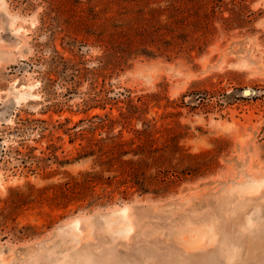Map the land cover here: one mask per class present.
I'll return each instance as SVG.
<instances>
[{"label":"rangeland","instance_id":"374dc122","mask_svg":"<svg viewBox=\"0 0 264 264\" xmlns=\"http://www.w3.org/2000/svg\"><path fill=\"white\" fill-rule=\"evenodd\" d=\"M0 264H264V0H0Z\"/></svg>","mask_w":264,"mask_h":264},{"label":"water","instance_id":"95a60500","mask_svg":"<svg viewBox=\"0 0 264 264\" xmlns=\"http://www.w3.org/2000/svg\"><path fill=\"white\" fill-rule=\"evenodd\" d=\"M188 97H195V103L198 101V97H197V96H193V95H192V96H188ZM188 97H187V98H188ZM223 97H224V96H223ZM187 98H186V99H187Z\"/></svg>","mask_w":264,"mask_h":264},{"label":"bare ground","instance_id":"6f19581e","mask_svg":"<svg viewBox=\"0 0 264 264\" xmlns=\"http://www.w3.org/2000/svg\"><path fill=\"white\" fill-rule=\"evenodd\" d=\"M247 94V93H246Z\"/></svg>","mask_w":264,"mask_h":264}]
</instances>
